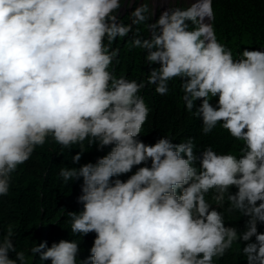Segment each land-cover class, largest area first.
Returning <instances> with one entry per match:
<instances>
[{
    "label": "clouds",
    "instance_id": "9594fccd",
    "mask_svg": "<svg viewBox=\"0 0 264 264\" xmlns=\"http://www.w3.org/2000/svg\"><path fill=\"white\" fill-rule=\"evenodd\" d=\"M123 3L0 0V197L49 142L80 145L74 164L85 141L97 150L112 146L95 163L59 171L65 184L82 180V210L66 212L75 239L17 250L9 225L0 231V264H33L37 254L41 264H216L237 243L247 264H264V48L234 54L222 43L213 0H184L154 23L153 0H144L130 24L119 18ZM130 32L128 50L159 65L139 82L115 72L113 44ZM175 80L202 133L219 125L242 142L238 154L209 145L198 157L193 138L138 139L150 114L141 91L154 85L167 96ZM234 213L247 218L243 231L226 226L225 214ZM90 233L95 239L81 260L80 241Z\"/></svg>",
    "mask_w": 264,
    "mask_h": 264
},
{
    "label": "trees",
    "instance_id": "16d2710c",
    "mask_svg": "<svg viewBox=\"0 0 264 264\" xmlns=\"http://www.w3.org/2000/svg\"><path fill=\"white\" fill-rule=\"evenodd\" d=\"M142 3V0L137 2L124 15L119 14V18L130 24V13ZM212 6L215 13L212 23L216 35L234 54L244 48H264V0H213ZM158 18L159 15H154L149 22L154 23ZM142 34L147 36L146 31ZM131 36L130 32L124 40L118 39L113 44L114 48L120 49V63L115 65V72L139 82L146 80L151 68H158L159 65L149 66L144 61L146 53L142 50H128L127 42ZM180 83V80L171 82L169 86L172 90L167 96L156 94L154 85L141 91L140 94L150 108V114L138 139L146 144H154L166 135L173 138V143L178 144L186 138H193L194 151L198 157L209 145L218 152L233 151L238 154L242 142L232 141L219 125L208 135L202 133V120L185 110ZM200 103L196 101L197 106ZM111 147L97 150L95 145L89 146L85 141L82 158L74 164L72 156L81 150L80 145H74L72 149H62L49 142L43 148H37L32 158L14 173L9 194L0 197V231L6 232L9 225L14 226L17 250H27L36 242L46 241L50 247L53 242L61 239H75L71 234L66 212L82 210V205L78 203V197L82 194V180L65 184L59 177V171L65 166L78 168L88 162L95 163ZM135 170L134 168L133 172ZM130 174L121 176L120 179L126 180ZM232 191L235 192L236 189L233 188ZM246 219L239 213L225 214L226 226H235L239 231L244 230ZM258 231L264 232V224H258ZM94 239L95 233L81 238L79 259L84 260L89 256ZM242 247L243 243L234 244L233 250L216 264H247L246 258L237 251ZM33 264H41L39 254L34 257ZM42 264L51 262L43 261Z\"/></svg>",
    "mask_w": 264,
    "mask_h": 264
},
{
    "label": "rangeland",
    "instance_id": "374dc122",
    "mask_svg": "<svg viewBox=\"0 0 264 264\" xmlns=\"http://www.w3.org/2000/svg\"><path fill=\"white\" fill-rule=\"evenodd\" d=\"M141 0H131V3L129 4L128 0H124V3L121 6V9L119 10L120 15H124L132 6H134L137 2H140ZM144 2V0H142ZM184 2V0H180V3H177V0H168L167 3H169V7H176L181 6V4ZM188 3H191L190 0H187ZM165 0H153L154 9H155V15H160L161 12L165 11L166 4Z\"/></svg>",
    "mask_w": 264,
    "mask_h": 264
},
{
    "label": "bare ground",
    "instance_id": "6f19581e",
    "mask_svg": "<svg viewBox=\"0 0 264 264\" xmlns=\"http://www.w3.org/2000/svg\"><path fill=\"white\" fill-rule=\"evenodd\" d=\"M191 2H193V0H190ZM165 2L167 3L168 2V0H165ZM169 8V3H167L166 4V7H165V9L167 10ZM210 21H208V19L207 18H205V23H209Z\"/></svg>",
    "mask_w": 264,
    "mask_h": 264
}]
</instances>
